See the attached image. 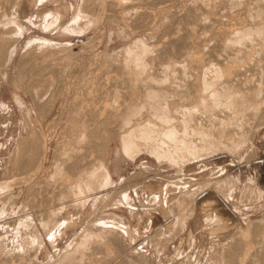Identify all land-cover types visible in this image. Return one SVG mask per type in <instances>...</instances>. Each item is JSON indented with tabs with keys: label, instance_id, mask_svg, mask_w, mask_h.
<instances>
[{
	"label": "rangeland",
	"instance_id": "374dc122",
	"mask_svg": "<svg viewBox=\"0 0 264 264\" xmlns=\"http://www.w3.org/2000/svg\"><path fill=\"white\" fill-rule=\"evenodd\" d=\"M3 1H1V3H0V9H3V11L0 10V12H4L3 14L0 13L1 14L0 15V17H1L0 23L2 22L0 24V27L1 28L3 26L4 27L2 28V30L0 28V30H1L0 36L1 37H2V35L6 36L8 33H2L3 29L6 30L7 26L11 27L12 33L9 32V34H8L9 37L8 36L7 37L10 40L7 42L10 43V41H12L13 43L11 45L12 47L10 46L12 49L9 47V49L12 50L11 51V50L7 49L8 48L7 46H9V45L6 46V44H8L5 41L6 37L2 38V39L0 37V42H1L0 47L1 46L3 47V45H5L4 48L6 49L5 50L4 48H2V50L4 49L6 51V53L4 51V53L6 55L4 53L1 54V50H0L1 57L3 58V56L5 55V58H3V60L5 62L3 61L4 62L3 63L1 61L4 65L2 64L3 66L0 67L1 68V70H0V188L2 187V189H3V190L0 189V191H1L0 192V197H1L0 198V264H56L57 259L61 254H64L65 252L71 251V250L75 251V248L78 245V243H82V245L85 246V250H88V252H90V253H92V251H90V249H93V253L91 254V256H93V258L95 260L94 263H97V264H105V263L106 264H118V263L122 264V262L125 258H126L125 260L131 259L130 256H132V257L140 256L139 257V264H207V263L210 264L211 254L213 252L216 253V251L218 250L217 251L218 252L217 257L220 258L221 251L223 250L222 249L223 244H225L228 240H230V238L236 237L238 235L237 234L238 231H239V234L242 233V235H243L244 234L243 232L245 231L244 229L246 227V224L249 221L251 224H256V221H258V224H256V225H259L258 227L260 228V230H264V124H262V123H264V121H263L264 120V111H262V110H264V103L261 104V101L264 102V95H263L264 83H261V82H264L263 81L264 79L262 80L263 76H260L262 74L261 72H263V70H264L263 69L264 66L262 67V65H264V64H262L261 61L260 62L257 61V60H260V59H258L260 54L255 51V49H256L255 46L252 49H250L249 52H251L250 55L251 56L253 55V58L256 60V62L250 61V59H252V57H250V59L248 60V61H250L248 63V67L250 68L249 64L252 62V64H250V65L254 66L253 67L254 71L252 68H251L252 70H249V68H248V70L250 72L252 71V76L247 74V76L244 77V78L248 77L247 80L251 79L253 84L251 83L252 86H250V84L249 85L248 84L242 85V89L245 90L244 94L247 95L249 93L248 95H249L250 99H249V97H246V95H244V96L242 95L244 98H242L240 95L237 96V98L239 97V99H238L239 101L244 99V101L247 103L248 106L254 107L255 111L253 113H255V116L252 113V119L255 118L256 120H258L261 117L260 112H263V113H261V114H263V117H261L258 120L259 124H257L258 122L255 119H253V122L256 123V128L253 131L254 134H252V136L249 137L250 139L247 138L245 140H242V138H240V136H239V139H236L233 141L235 143L239 142V145H237V147H235V149L229 148L231 146H228L227 148L225 147V149L224 148L223 149H217L216 151H213L212 153H204L197 158L182 160V162H183V163H181L182 165H178L175 161H171L169 158H167L163 155L156 156V155H153V154L147 152L145 150L146 142H143L141 140H139L140 142L138 141L139 146L133 145L135 140L130 141L128 146H126L125 148H124V146H120V144L118 143L119 137L127 130V128L125 129L123 127L122 128L119 127V128H117L118 132H116L114 134L113 139H111V141L109 142V145L107 146L106 163H107V166H109V167H108V171L106 172V175L103 174L102 170L100 169L99 171L95 172V174L92 175V177L90 179L86 180L88 182V184L91 186V190H88L85 192H81V191L70 192V186H72L77 181H81L83 178L80 177L76 172H74L72 170L71 173H67V175L71 176V179L67 180L65 178V176H66L65 173H64L65 174L64 175L62 171L60 172V171L54 170V169L60 170V169H58L60 167V163H59L60 161L57 157L60 158L61 157L60 154L62 153L61 151L63 150V152H64L66 150L65 144H67L68 140L71 138V136H70L71 133L75 134V135H73L74 137L76 136L75 138L81 137V139L79 138L80 141L77 139V141L79 143L84 142L83 140H85L84 138H82V136H80V134L81 135H83V134H82V128H81L80 123L77 124V118L82 115V109L81 108H83L85 105L84 104L85 103V97L88 96L87 93H89V92L91 93L92 92L91 90L94 88V86L96 87V90H98L97 88H99V87H100L99 90L100 89H108V88H106V86L108 85L107 83L103 84V85H99V84H101L102 82H104V83L107 82V77L109 80L108 83H110V79L113 82L114 79L112 77H114L113 75L115 73L119 74L118 72H120V74L121 73L125 74L131 68H133L132 69L133 71H136L137 64H135L134 58L137 56H135V54L137 53L136 55L139 56L144 48H146L147 51H144V53L142 55L147 54L146 58L148 59V61H150L152 59L151 62L152 63L154 62L156 64L159 63V64H157L158 66H164V65L169 64V63H172L174 65H181V66L184 63L185 65L183 64V66H187L186 67L187 70L186 69L184 70L183 75L179 76V79L178 78L174 79L176 81L174 83V86L176 85L177 88H181V89H179V90H181V91H179L180 93L178 92V94L176 96H175V93H172L171 96L169 95L167 97V99H166L167 102H166L165 98H164L165 102L163 101L164 102L163 104L167 103V105H165L166 106L165 107L166 115L164 117H167L168 120L169 119L172 120V118L174 119V121L179 120L181 113L176 112V111L180 110V107H181L180 105L183 104L182 106H184L186 104V100L184 103H183L184 100H181V99H183V96L185 95L184 94L185 93L184 85L188 84L187 82H189V83L193 82L191 85L195 84V82L193 80L194 70H193V68H191V66L194 65L198 69H199V67L201 69V68H204V64H205V63H202L203 59H204V62L206 59H210L212 62L215 59H217L218 61H215V63H218L221 60H222V63H227V62L231 61V63L232 62L235 63L234 69L240 67L238 65L239 62L237 60H234L235 56L233 55L234 54V52H232L233 50L232 49L228 50V49H229V46L231 48H233V46L236 45V43H233V42L231 43V41H233L234 39L237 40V38H238L237 36H240V32L244 31L245 27L247 26V21L249 18V13L247 12L248 11L247 9H249V7L251 6L252 8L250 7V9L253 10V6L251 5V2H248L250 0H248V1L245 0L246 2H248L247 5L249 6L248 8L246 7L247 9L246 8L244 9V6H242V5H244L243 2L241 5V2H237L234 0H229V1L228 0H222V1L220 0L221 3L219 0H188V1L187 0L186 1L185 0H166L163 2H160L161 0H159L160 3H158V0L157 1L156 0L155 1L146 0L145 2H144V0H129V1L128 0L127 1L126 0H120V1L115 0V2L113 1L114 3L112 4L113 5L112 7L114 8L115 11L109 5L112 0L111 1L110 0H107V1L106 0H100L101 3L99 0L98 1L94 0V2H93L94 7H92V9H91V11H92L91 14H90V11H89V13L88 12L84 13L82 11H79V10H82L81 8H83L82 2L84 1L83 2V4H84L86 2V0H80V1L79 0H20V1L19 0H11L12 4H11V1H9V4H11V5L6 3L7 0H3ZM147 1H149V2L152 1V2L149 3ZM223 1H225L224 2L225 5H222ZM231 1H233L232 5H231ZM242 1H244V0H242ZM80 2H81V4H80ZM102 2L105 4H103ZM108 2H109V4H108ZM116 2H118V3H116ZM121 2H122V4L123 3H125V4H123V6H121L122 5ZM135 2H137V3L135 4ZM198 2H201L199 4L202 7H200ZM217 2H219V6H220V7L218 6V8H216V6L218 5ZM236 2L238 3V5ZM5 3L8 5L9 9ZM145 3H146V5H145ZM152 3H153V5L155 3V6H153ZM227 3H228V5H227ZM235 3H236V5H235ZM4 4H5V6H3ZM115 4H118L120 7L118 8L117 5L115 6ZM150 4H151V7H150ZM196 4H197V6H196ZM180 5H181V7H180ZM193 5L195 6L196 9L201 8L200 11H199V9H197L198 12H205V10H207V9L212 11L211 14L213 15V17H212V15H211V17L208 16V14H206V13H204V15L201 14V17L199 20L200 21L202 20L201 21L202 25L198 24V26L200 25L203 28H204V26H203L204 24L206 25L205 28H207V25H211L212 28H214L215 30L209 28V26H208L209 29L208 28L207 29L209 31H210V29L212 30V32L210 31L211 32L210 36H209V32L207 31V29L204 28L207 31V32L206 31L204 32L203 31L204 29L202 28L203 29L202 30L203 32H202L199 29L200 26L199 27L196 26L197 25L196 20H198V19H196L195 21H191V24H190V20H193L194 18L192 15L188 14V12H187L188 10H186V9L187 8L189 9V7L193 6ZM226 5H227L228 9H226V7L224 8V6H226ZM239 5L242 6L243 8L239 7ZM247 5L245 3V6H247ZM78 6H79V8H78ZM124 6L125 7L129 6V7L127 9H125ZM130 6H131V8H130ZM212 6H214V7H212ZM221 6L223 7L222 12L219 10V9H221ZM233 6H235V7H233ZM71 7L74 9H72ZM179 7H180V10H179ZM237 7H239V8H237ZM93 8H94V10H93ZM105 8L106 9L112 8V9H110V11H109V10H106ZM134 8H135V10H134ZM213 8H216L217 10H219V14H221V15L217 17L216 14H218V13H216L217 11L214 12L216 9L213 10ZM231 8L233 9V11ZM235 8H237L238 10L236 9V11H234ZM5 9H8V11H10L8 15H6V13H8V11H6ZM71 9L74 12L70 13L71 11L70 12L68 11ZM103 10H105L106 12H104ZM184 10L186 13L184 12ZM226 10H227V12H225ZM122 11L125 13H122ZM126 11L128 13H126ZM144 11H145V13H144ZM147 11H151L150 14H152L153 17L150 14L146 13ZM113 12H115V13H113ZM13 13L16 15H14ZM138 13H142V14H138ZM177 13H179V14H177ZM181 13H183L184 16L186 15V18L184 16H182L183 14L180 15ZM123 14H125V15H123ZM169 14H170V17H169ZM246 14L248 15V18H246ZM5 15H6V18H5ZM106 15L109 16L110 18L111 17L114 18V20L112 18L110 19L109 17H106ZM113 15L115 17H113ZM116 15H120V16H116ZM141 15L142 16L144 15L143 16L144 18H146V16H147V19L149 16H151V18L149 17L148 20L152 19V21H151L152 24L150 21H149V25H147V24L144 25L142 23L145 27L142 25V28H141V26H140L141 23L138 24L140 20L141 21L143 20ZM226 15L228 18L226 17ZM136 16H138V17L140 16L139 18H141L138 21V23L136 22L138 24V26H140L141 29H137L135 27V26H137V24L135 25L134 21H137L136 19L138 18V17L136 18ZM203 16H204V18H203ZM207 16L210 17V19L211 18L212 19L208 20ZM47 17H48V19H47ZM88 17H89V19H88ZM116 17H119V18L116 19ZM134 17H135V20H134ZM175 17H176V20L181 18V21H180V19L178 21H176L177 25L175 23L174 24L175 28L173 29L172 27H174L173 23L175 21L172 22L173 26L171 27V20H173L172 18H175ZM253 17H255V16H253ZM216 18L218 20L220 19L219 20L220 24H219V22H218V24H216L217 23L216 21H218V20H216ZM25 19H27V20H25ZM71 19H75V20H73V22H71ZM106 19L109 22L106 21ZM147 19L146 20L144 19L143 22L148 23ZM186 19H187V21H185ZM8 20H9V22H8ZM43 20H45V21H43ZM212 20H216V21L214 22ZM223 20L225 22H223ZM188 21H189V23H188ZM200 21H198V23H200ZM206 21H208V22H206ZM209 21H212V23ZM130 22H131L130 25L132 27L129 26ZM167 22H168V25H167ZM179 22H181V23L185 22V23L189 24V25H187L185 23L183 24V26H187L188 28L184 27L185 29H183V27H182V29H180L179 28L180 26L178 27V25H181V23L179 24ZM202 22H204V24ZM221 22L224 23L225 25L222 24ZM242 22H243V24H242ZM50 23L52 25H50ZM77 23L79 25H77ZM132 23L135 26H133ZM207 23H211V24H207ZM165 24L167 26H165ZM213 24L214 25L216 24L217 26L213 27ZM81 25H82V27H81ZM162 25H164L163 30H162ZM13 26H15V27L17 26V27L15 28ZM70 26H73V32L71 31L72 29H70ZM195 26L199 30L195 29ZM18 27H20L21 31H19V33L21 35H19V33L17 32L19 29ZM46 27L49 28V29H47V31H46ZM165 27H170L169 29H173V30H175V32H172V35H168V34H171V32H170V30H167V28H165ZM222 28L223 29L225 28V29L223 30ZM238 28H239L240 32L238 31ZM176 29H178L177 30L178 32L176 31ZM186 29H187V32L193 31V29H194L195 33H196L195 34L194 32H192L195 34L194 36L195 37L199 36V37H201V39H199L197 37L196 38L197 40H196L194 36H192V35L190 36L191 32L187 33L189 35V37L193 38V40H194L193 41L191 38L187 37ZM190 29H192V30H190ZM61 30H63V34H60L59 31H61ZM67 30L70 32H68ZM164 30H167L170 33H168L167 31H164ZM179 30L183 31V32H181V33H183L182 35L186 36L187 39H186V37H182V35L179 33ZM100 31H101V34H100ZM198 31L200 33L202 32L201 33L202 35L200 33H198ZM222 31L224 34L222 33ZM234 31H236V32L234 33ZM16 32H17V35H16ZM161 32L168 33L167 34L168 35L167 40L169 41V39H170V42H169L170 44L168 45V47L170 45H172L174 47V49L168 50V51H174V52L176 51V53H174V55L176 54L178 57L176 55H175L176 57H173V54H171L172 52H169V55L168 54H167V56L165 55L166 59L164 58L165 51L163 53V51L161 49L163 46H161V45L167 44V40L165 41V39L167 38L166 37L167 35H165L166 34L165 33V34H163L164 35V37H163ZM72 33H75V34L72 35ZM120 33H121V35H120ZM159 33H161V34H159ZM233 33H234V35H232ZM184 34H186V35H184ZM235 34H237V35H235ZM145 35H147V36H145ZM156 35L157 36L159 35L158 37H160V38L156 37ZM176 35H177V37L179 35H181L180 36L181 40H179V38L176 39L177 38V37H175ZM205 35H207L206 39L204 38ZM222 35H225V36H222ZM231 35L234 37H232ZM140 36H142V37H140ZM16 37H18V41H15V40H17ZM31 37H32V40H34V39L35 40L31 41ZM169 37H172V39ZM173 37H175V38H173ZM181 37L183 38V42H185V43L182 42ZM247 37H249L248 34L246 35V38ZM12 38H14V39L12 40ZM39 38H41V39H39ZM89 38H90V40H89ZM100 38H102V39H100ZM156 38H158V40L162 41L163 43L164 42H166V43L163 44L161 42L162 43L161 44L160 41L157 42ZM42 39H43L44 43L41 41ZM44 39L46 41H44ZM97 39H100V41ZM184 39L187 40V42L191 40L192 44L189 42L187 43ZM81 40H83V41H81ZM136 40H137V42H136ZM210 40H212V41L210 42ZM236 40H234V41H236ZM246 40H245V42H246ZM90 41H92L91 42L92 44L90 43ZM97 41H99V42L97 43ZM150 41H152L153 43L152 42L150 43ZM171 41H173V42L177 41L178 43L172 42L173 44H171ZM180 41L183 43V45L182 44L180 45L182 48L180 46H176L180 43ZM218 41H219V44H218ZM28 42H31V43H28ZM48 42H50V43H48ZM93 42L95 44H93ZM3 43H5V44H3ZM89 43L91 44V46L92 45L93 46L91 47ZM140 43H142L145 46L146 45H148V46L143 47L142 45H140ZM159 43L161 44L160 45L161 47L159 45H157ZM214 43L216 46L219 45L220 47L222 44V47L221 48L217 47V48H219V50H218L215 48L216 46L215 47L213 46ZM227 43H229V44H227ZM225 44H226V46H225ZM33 45H36V46H33ZM39 45H40V47H39ZM41 45H44L45 47H43ZM210 45L212 48L210 47ZM59 46L61 48H65V49H63V51L64 50L68 51V52L66 51L67 54L63 53V55H65V56L67 55V57L62 56L61 48H57ZM184 46H186V47H184ZM187 46H189V48ZM201 46H203L204 48L208 47L207 49L210 52L205 54V55H207V58L205 55L203 56V52L205 53V50L207 51V49H204ZM93 47H94V49H93ZM149 47H151V48H149ZM175 47H176V49H175ZM177 47H180V48L177 49ZM213 47L215 49H213ZM225 47L228 49H226ZM30 48H31V50H30L31 53L33 52L34 56H32L30 51H27ZM56 48L58 50L60 49V51H57ZM124 48H128V50L127 49L125 50ZM133 48H135V50ZM140 48H142V49H140ZM153 48L154 49L157 48V50L159 48L160 52L156 50L157 54H155L156 52L154 51ZM167 48L165 49V47H164L163 50H167ZM209 48H211L212 50ZM223 48L225 51H227L226 52L227 54L229 51H231L230 54L231 53L232 54L229 55L230 57L228 55H224L225 56L224 57L223 54H221L222 51L225 54V51L223 50ZM235 48H236V46H235ZM129 49H131L130 52L136 51L135 54L132 52V56L134 58L128 54L129 52L128 53L124 52V51H129ZM148 49H151V51ZM52 50H55V51H52ZM215 50L217 52H219L221 54V56L224 58L220 57L219 53H216V55H215L214 54ZM38 51L39 52L41 51V52L39 53ZM43 51H47V52L45 53ZM178 51H181V52L179 53ZM211 51H213L214 53ZM234 51H235V49H234ZM9 52H11V53L9 54ZM25 52H27V53L29 52L31 54L30 56L32 57V59L35 58L36 60H32L31 57L28 55L29 53L26 55L27 57H25ZM177 52H178V54H177ZM182 52H184L185 54ZM249 52H248V56H250ZM255 52H256V55L258 54V56L255 55ZM42 53L44 54V56ZM54 53H55V55H54ZM102 53L107 54V56L104 54V57H103ZM181 53H182V55H180ZM191 53H194V56ZM200 53H201V56H200ZM36 54L38 55V57L36 56ZM52 54H53V56H52ZM208 54L209 55L211 54L212 56L211 55L208 56ZM11 55H12V57H10L8 59V57ZM40 55L43 57H41V59L38 60ZM59 55H60V57H59ZM128 55H129V57H131L130 59L128 58L129 63L127 61H124V60H128L127 58H124L126 56L128 57ZM28 56L30 57L29 60H27ZM198 56L201 58H199ZM254 56H256L258 58L254 57ZM46 57H47V59H46ZM56 57L57 58L59 57L58 60H54ZM61 57L65 58L64 63L62 60H61V63L57 62V61H60ZM149 57L151 59H149ZM192 57H193V59H192ZM2 58H0V60ZM99 58L101 61L99 60ZM101 58H103V60ZM157 58H158V60H157ZM167 58H168V60H167ZM194 58L198 59V60H195V62H194ZM219 58L220 59L222 58V59L220 60ZM104 59H106V61ZM107 59L109 61H107ZM154 59H156V60L154 61ZM169 59H172L173 62ZM254 59H252V60H254ZM263 59H264V56H263L262 60ZM94 60H95V62H94ZM98 60H99V62H98ZM110 60H111V62H110ZM122 60L124 61V63ZM200 60H202V61H200ZM169 61H171V62H169ZM211 61H208V63L209 62L212 63ZM48 62L49 63L51 62V64L54 67L50 68L51 64L49 65ZM91 62H93V63H91ZM151 62H148V64H150ZM254 62H255V64H253ZM19 63H21V66H22V63H23V65L25 63H29V65H31L32 67L34 66L33 67L34 70L32 69L31 66L29 68L28 64H26V66H27V68H29V70H27V69H26L27 71L22 70L23 66L19 67ZM62 63L63 64L66 63V64L63 65ZM117 63H118V66H117ZM119 63H120V65H119ZM125 63H126V65H125ZM259 63H261V64L259 65ZM263 63H264V61H263ZM37 64H39V65L37 66ZM57 64H59V65H57ZM99 64H100V66H97ZM127 64H128V66H129V64H134V65H130L131 68L129 69V68H127L128 67ZM197 64L199 67L197 66ZM199 64H202L203 66L202 65L200 66ZM45 65L48 67V69ZM62 65L64 66V68L61 67V69H59V67ZM106 65H108L107 66L108 68L107 67L103 68V66H106ZM26 66L24 65V68H26ZM121 66H123V67L126 66L125 70L127 72L125 70H124L125 72H122L123 70L120 71L119 69H122ZM55 67L57 68V71L59 74H62L60 72H61L62 68L64 69L63 70L64 75L63 74L60 75L61 79L58 77L59 75L56 73L57 71L54 72V70L56 69ZM115 67H116V69H115ZM117 67H119V68H117ZM242 67L243 66H241L240 68H242ZM257 67H258V69L256 72L255 68H257ZM2 68H4V70H2ZM20 68H22L20 70V72L22 71V73H23V71H24V75L22 73H21V77L19 75H17V78H18L17 80L19 81V83L21 85L18 87L17 85L19 83H17L18 82L17 80L15 83L14 79H16V77L14 75L19 74V72L17 73V71ZM38 68H39V70H42V72L44 73L43 75H42L41 71L37 70ZM65 68L66 69L71 68V69H69L71 72L69 70H66ZM102 68L105 70V72H106L105 74H104V72H102V70H103ZM111 68H112V70H110ZM30 69H32L31 72H30ZM43 69H46L47 72L43 71ZM52 69H53V71H52ZM106 69H109V70L107 71ZM5 70L8 72L6 78L2 74L4 72H6ZM65 70L67 72H65ZM89 70H91V71H89ZM189 70H190L191 74L189 73ZM25 71H26V73H25ZM34 71L35 72L37 71L36 72L37 75H35L36 73ZM68 71L70 72L69 73L70 75L68 74L69 76L66 75V73H68ZM92 71H94V72H92ZM191 71H193V72H191ZM45 72L47 73V76H45V74H46ZM53 72H54V75H53ZM90 72H92V74ZM202 72H203V70L201 69V74H202ZM250 72H247V73H250ZM253 72H255L256 74L258 73V77H259V81L256 80L257 82H255V84L257 83L256 87L254 85L253 80L255 81V79H258V77L253 76V75H255V74H253ZM32 73L35 76L32 75ZM38 73L40 74V77H39ZM85 73L86 74L88 73V75H86L87 76L86 79L84 78ZM244 73H246V72H244ZM49 74L55 76V78L56 77L58 78V79L54 78V80H56L58 82L57 84H56V82H54L53 77ZM55 74H57V75H55ZM108 74H110V76ZM117 74H115V77L118 76ZM124 74H122V75H124ZM201 74L199 75V78H198L199 81L198 82H200V80H201L200 79L201 78L200 76H202ZM90 75L92 76V78H90L91 80L88 78V77H90ZM104 75L107 77H105ZM111 75H112V77H111ZM122 75H120L118 77H121ZM242 75H244V74H242ZM102 76H103V78H106V79H104V81H101ZM124 76H126V74ZM124 76H122V77H124ZM41 77H43V78L41 79ZM189 77L191 79H189ZM253 77H255V78H253ZM260 77H261V80H260ZM19 78L20 79L22 78V79L19 80ZM99 78H101V80ZM240 78H242V76ZM43 79H44V81H42ZM87 79H88L87 83L89 84L90 88L88 87V84L86 82H84ZM97 79L99 80L98 82L96 81ZM33 80H36V81L38 80L39 82L36 83L34 81L35 82L34 83ZM59 80L62 81V82L60 81L62 84L59 83ZM190 80H191V82H190ZM241 80L243 81V78ZM47 81H48V83H47ZM95 81L97 82L96 83L97 85L95 83H93ZM245 81H246V79H245ZM30 83H31V85H30ZM247 83H249V82H247ZM28 84L31 86V88H29L30 86L28 87ZM71 84H72V86H71ZM81 84H83V85H81ZM90 84H93V85H90ZM58 85H59V87H61V88H57L59 92L57 91V89H55V86H58ZM84 85H86L85 86L86 88L88 87L87 92H86V88L83 87ZM109 85L111 86V83ZM247 85H248V87L250 86L252 88H250V87H249V89H247L248 87L245 88V86H247ZM258 85L260 87H262V86L263 87L260 88ZM52 86H53V88H52ZM253 87H254V89H253ZM258 87L261 90L255 91V89ZM51 88L53 90L52 92H54L56 90L57 96L55 95V93L52 95ZM80 88H82V89H80ZM84 89H85L86 93L81 94L82 91L84 92ZM88 89H89V92H88ZM96 90H94L93 92H95ZM73 91H75V92L72 94ZM98 91H96V92H98ZM260 91H262V94L260 93ZM77 92L79 94H77ZM93 92L91 94H93ZM14 93L16 94L15 98L13 97ZM69 94H70V97H69ZM108 94H110V96L107 95L109 97H107L104 94L107 97V99L112 98V100H113V98L114 99L116 98L115 95H112L111 93H108ZM258 94L263 96L261 101H260L261 98H259L260 96ZM50 95L53 96L52 97L53 99L51 100V102L49 104L51 106H48V109H47L48 111L46 110L47 112L45 111V114H43V113L40 114V112H37L38 105H40L42 102H44L46 100V97L47 96L49 97ZM82 95H85V97ZM105 96H103L102 98L100 97V99H99L100 102H102V100H103V102L107 100L105 98ZM111 96H115V97H111ZM173 96H175V98ZM177 96H179V98ZM180 96H181V99H180ZM119 97H122V96L119 95ZM170 97H173V98L168 99ZM240 97H241V99H240ZM74 98L76 100L78 98L84 99V101L80 100L82 102H80L79 100L77 101V102H80V103H78L79 109L77 106L78 104H76L75 106L72 107V105L76 101ZM103 98H105L106 100H104ZM255 98H257L259 102H257V99H255ZM33 99H36V101H37L36 105L37 106L35 105V103L33 104L32 101L35 102V100H33ZM116 99H121V98H116ZM252 99L255 100L256 103H255V101L252 102ZM248 100H251V101L249 102ZM109 101H111V100L109 99L108 102ZM138 101H140V100L138 99ZM77 102H75V103H77ZM103 102H102V105H104V106L108 107V105H110V104H108V102H106L107 104H104L105 102L104 103ZM111 102H113V101H111ZM12 103H13V105H12ZM17 103H19V104H17ZM21 103L23 104V106L21 105ZM137 103L138 102L136 101V104ZM150 103L152 104L151 101H148V100L146 101V99H144L143 101H140L139 104L144 105V106L140 105V109L141 108L143 109V107H145L147 105L148 107H145V108L150 110V107H152V105H150ZM30 104H31V106H30ZM70 104H71V106H70ZM33 105H34V107H33ZM174 105L176 106V109L174 108L175 107ZM24 106H25V108H24ZM70 107H72V108H70ZM73 108H74V110H72L70 112V110ZM147 109L142 110L144 117L142 116L143 114H139V111H138V114L140 116H142V118H140L139 115L136 116L137 115L136 114L134 116V118L132 119V121L135 122V124L136 123L138 124L141 121H142L141 123H143V122L148 121L147 119H149L150 120L149 122L153 123L155 118L154 117L151 118L152 116L151 115L149 116V114H147L149 117L148 118L147 115L145 114L146 112L151 113L152 110L147 111ZM172 109H173V111H172ZM257 109L259 111L258 113L256 112ZM20 110L22 111V113L24 112V114H22ZM26 110L30 113H28ZM252 111L253 110H251V112ZM67 113H69L68 114L69 117L73 116V118L72 117H71V119L68 118ZM28 115L30 118L28 117ZM23 116L26 119H24ZM59 117H60V120H59ZM143 118L146 119V121H144ZM136 119H139V121ZM57 120H58V123L56 122ZM63 120H65V121L63 122ZM156 120L157 119H155V122H157ZM164 120H163V122H164ZM168 120H165V121L167 122ZM55 122L57 124H55ZM260 122H261V125H260ZM66 123H67L68 127L65 126ZM27 124L30 126L31 129L29 128V126ZM40 125H41V127H40ZM259 125H260V127H259ZM31 126H33V127H31ZM64 126H65V128H64ZM66 127H67V129H66ZM32 128H34V129L37 128L35 132L40 133V135L44 137L46 144H47V150L45 153L43 169L38 171L36 174H34L32 176V178L31 177L29 178L28 172L24 171V169L20 168V164H18L20 162H18V163L16 162L19 157L17 158V153L15 154V151L13 149L16 150L17 146H15V145H18L21 138H23L25 135L27 137H29ZM68 128L72 130L70 133L66 132L68 130ZM63 129H64V131H63ZM62 131H63V133H62ZM49 132H51V133H50V135L47 136V134H49ZM54 133H55V135H54ZM52 134H53V137H52ZM20 135L21 136L23 135V136L21 137ZM62 147H64V148L62 149ZM252 147H253V149H252ZM58 148H59V150H61L60 153H58L59 151H57ZM249 148L251 151V155L253 153V156L251 157V155L249 153V157H247L248 156L247 155V156H245V158L246 157L247 158L251 157V158L245 160L244 155L248 154L247 152H249ZM13 152H14V156L12 155ZM53 153H54V155H53ZM235 156H236V158H235L236 160H233L234 159L233 157H235ZM11 157L12 158L14 157V158L12 159ZM9 158H11V159H9ZM11 160L13 162H11ZM6 161H9L11 164L10 163L8 164V162L5 163ZM173 162H175V163H173ZM8 165H9V167H8ZM6 167H8V169ZM56 167H58V168H56ZM178 168H180L181 170ZM20 169H21V172H19ZM22 170L24 171L25 174L22 172ZM54 171L56 172L55 175L53 174V173H55ZM178 171H180L181 174ZM58 172H59V174H58ZM60 173H62L63 176ZM213 173H214V175H213ZM248 177L251 178L252 182L255 185L258 186V184H259V188H261L262 192H263V193L261 192L262 194L260 193L261 195L259 193H256V191L253 188L254 186L247 185L246 181H247ZM189 178H191V179H189ZM161 179H162V181H161ZM219 181H220V184L218 186H216V182H219ZM232 182L234 183L232 185V187L233 186L234 187H233V189H231L232 191H230V186H231ZM136 183H140V184H136ZM149 183H150V185H149ZM171 183L174 186H176L177 188L176 187H175L176 189L173 188L174 186H172ZM185 183H186V185H185ZM205 183H207L208 185ZM212 183H214V184H212ZM7 184H9V185L6 186L4 189V186ZM209 184H210V186H209ZM202 185H203V187H202ZM240 186L243 188V191L241 190L242 188ZM168 187H170V188H168ZM166 188H168V191ZM171 188H173L174 190ZM247 188H249L251 190L250 191L251 193L247 191V193L248 194L250 193V195H247V193H245ZM169 189H170V191H169ZM191 191H194L195 193L191 194V196H190L191 198L188 200H190L189 202H192V205L194 206V210L191 213L192 215L191 214L190 215L188 214V216L186 215V217L188 219H186L184 225H180V227L176 225V227H178L180 229L179 230L178 228L175 227L174 221L176 220V216L179 215V213L182 214L183 212L182 211L179 212L178 210H176L177 208H174L176 210V213H174L175 212V210L173 209L174 204H172L171 202H172V199L178 198L179 195L181 196V194H187V193L189 194ZM241 191H242V193H241ZM252 192H254V194ZM230 195H233V197L230 198ZM243 195H245L248 198L244 199L245 197ZM170 196L171 197L173 196V197L171 198ZM151 197L152 198L154 197V198L151 199ZM164 198L166 201L163 200ZM204 198H213L216 202V204H215L216 208H218L219 212L222 215L229 218L230 223H231L228 226V228H226L225 230L218 231V233L213 237L211 236L208 227L204 223L205 217L202 216L204 213H202L203 211H202L201 204H202V200ZM239 198H241V199H239ZM159 199H160V201H158ZM167 199H169V200H167ZM237 200L240 203H238ZM242 200L244 202H242ZM168 202L170 203V205L172 204L171 205L172 207L167 205V204H169ZM186 207H187V205H185L181 209H186ZM181 209H179V210H181ZM130 214H131V216H130ZM166 215H168V216H166ZM27 216H30V217L32 216L33 219L29 220V219H27ZM167 220H169V221L167 222ZM183 228H186V229H183ZM172 229L177 230V231L179 230L180 232L178 231L179 233L178 232L175 233V231ZM190 230L193 232V242L189 238L188 233ZM233 232L235 235L236 234L237 235L236 236L234 234L232 235ZM250 233H252V232H250ZM171 234H172V236L174 234L173 238L171 237ZM87 235H89V236L87 237ZM247 237H244V238H246L248 240V242L249 241L253 242V240H251L252 236L249 233H248ZM43 239L47 243L49 242V239H51V244L48 243V245H49V252L51 251L52 253H50L49 256L46 255V253H48V249H47V251H45L43 244L40 245V242H42ZM160 240H163V241H160ZM242 241H244V240L242 239ZM162 242H163V245H165L164 247L162 245ZM189 244H191V245H189ZM212 244H213V246H212ZM253 245L256 246L255 243ZM159 246H160V248H159ZM251 246H252V243H251ZM80 249L81 248H79V249L76 248V252H78ZM179 250H180L181 255L178 254ZM186 252H189V254ZM192 253H194V255ZM87 255H89V259H91V262H92L93 260H92V257L90 256V254H87ZM87 255L85 254V256H87ZM191 256H192V260L190 261ZM85 258L87 259L86 261L84 260ZM85 258L83 259V261H85L87 263L89 260L88 256ZM91 262H89V263L91 264ZM92 264H93V262H92Z\"/></svg>",
	"mask_w": 264,
	"mask_h": 264
},
{
	"label": "bare ground",
	"instance_id": "6f19581e",
	"mask_svg": "<svg viewBox=\"0 0 264 264\" xmlns=\"http://www.w3.org/2000/svg\"><path fill=\"white\" fill-rule=\"evenodd\" d=\"M1 1H3V0H0V3H1ZM8 1V2H7ZM6 1V3H8L9 4V1H11V0H7ZM20 1V0H19ZM80 1V0H79ZM98 1V0H97ZM100 1V0H99ZM107 1V0H106ZM111 1V0H110ZM115 2V0H112L111 2H110V4H109V2H108V4L110 5V7H112L113 5V3ZM117 1V0H116ZM120 1V0H119ZM127 1V0H126ZM129 1V0H128ZM146 0H144V2H145ZM153 1H155V0H153ZM157 1V0H156ZM163 1H166V0H161L160 2H163ZM186 1V0H185ZM188 1V0H187ZM220 1V0H219ZM222 1V0H221ZM221 1H220V3H221ZM229 1V0H228ZM234 1H237V2H241V5H242V2L244 3V5H242V6H244V9L247 7H249L248 5H247V3L248 2H251V5L253 6V10H251L250 9V7H249V9H247L246 11L249 13V18H248V13L246 14V18H248V21H247V26L245 27V29H244V31H239V28H238V31L240 32V36H237L236 38H237V40L236 39H234V40H236V41H231V43L233 42V43H236V45H234L233 46V48H231L229 45V49L228 48H226V49H228V50H230V49H232L233 51L232 52H234V60H237L238 62H239V66L241 67V66H243L242 68H240V67H238V68H235L234 69V65H235V63H231V61H229V62H227V63H222V58H224L225 56L224 55H231L230 54V52L231 51H229L228 52V54L226 53L227 51H225L224 50V48H223V50L225 51V54H224V52L222 53L221 52V54H223V56L224 57H222L221 56V54L219 53V52H217L216 50L213 52V51H211V52H213L215 55H216V53H219L220 54V57H222L220 60L221 61H219L218 63H215V61H218L217 59H213L214 61L212 62L210 59H206L205 60V62H204V59H203V61L202 60H200V61H202V63H205L204 64V68H201L202 70H203V72H202V74H201V69H200V67L198 66V64H197V66L199 67V69L196 67V66H191V68H193V70H194V74H193V80H194V82H195V84L194 85H191L192 83H189V82H187L188 84H186V85H184V91H185V95L183 96V99H181V96H180V99L181 100H184L183 101V103L185 102V100H186V104L184 105V106H182V105H180L181 107H180V110H177L176 112H180L181 113V116H180V119L179 120H175L174 121V119L172 118V120H168L167 119V117H164L165 115H166V110H165V105H167V103H165V104H163L164 102H165V100L167 99V97L170 95H172V93H175V96L178 94V92L179 91H181V90H179V89H181V88H177L176 87V85L174 86V83L176 82L174 79L175 78H178L179 79V76H182L183 75V73H184V70L186 69V67L187 66H183V64H182V66L181 65H174V64H172V63H169V62H173V60L172 59H169V60H171V61H169L168 63L169 64H166V65H164V66H158L157 64H159V63H152L151 62V58L149 57V59H151L150 61H148V59L146 58L147 57V54H145V55H142L143 53H144V51H147V49L146 48H144L143 49V51L141 52V54L138 56V55H136L137 53H136V51L135 52H133L134 54H135V56H137V57H133L132 56V52H130V50L131 49H129V51H124V52H129L128 54L129 55H131L134 59H135V64H137V66H136V71H133L132 69L133 68H131L130 67V65H134V64H129V66H128V64H127V68H131L130 70H128V72L125 70L126 69V66L125 67H123V66H121V68L122 69H119L120 71L121 70H123L122 72H127V73H125L126 74V76H124L125 74L124 73H121L120 74V72H118L120 75H122V74H124V75H122V76H124V77H118V76H120L119 74H117V73H115V74H117L118 76H116L115 77V74L113 75L114 77H112V75H111V77L114 79L113 80V82L111 81V79H110V83H111V86L109 85L110 83H108V77L107 76H105V77H107V82H102L101 84H99V85H103V84H108L107 86H106V88H108V89H100L99 90V88H97L98 90H96V87L94 86V90H96V91H98V92H93L94 90L92 89L91 91L93 92V94H91L90 92H89V89H88V92L91 94H89V93H87L88 94V96H86L85 97V95H82V96H84L85 97V105H84V107L83 108H81L82 109V115L81 116H79L78 118H77V124L78 123H80V125H81V128H82V134L83 135H81L80 134V136H82V138H84L85 140H83L84 142H78L77 141V139L79 140V138L81 139V137H78V138H75L73 135H75V134H73V133H71L70 134V136H71V138L68 140V142H67V144H65V148H66V150L63 152V150L61 151V150H59V148H58V150L57 151H59L58 153H60V151L62 152L60 155H61V157L59 158V157H57L58 159H59V163H60V167L58 168V167H56V168H58V169H60V170H56V169H54L55 171H62L63 172V174L65 173L66 174V176H65V178L68 180V179H71V176H69V175H67V173H71L72 172V170L74 171V172H76L80 177H82L83 179L81 180V181H77V182H75L72 186H70V192H73V191H75V192H79V191H81V192H85V191H88V190H91V186L88 184V182L86 181V180H88V179H90L91 177H92V175H94L95 174V172H97V171H99L100 169L102 170V173L103 174H105L106 175V172L108 171V167L109 166H107V163H106V155H107V146L109 145V142L111 141V139H113V136H114V134L116 133V132H118V129L117 128H127V130L119 137V144H120V146H124V148L126 147V146H128V144L130 143V141H132V140H135V142L133 143V145H136V146H139V140H141V141H143V142H146V146H145V150L147 151V152H149V153H151V154H153V155H156V156H159V155H163V156H165V157H167V158H169L171 161H175L178 165H182L181 163H183L182 162V160H187V159H191V158H197V157H199V156H201L202 154H204V153H212L213 151H216L217 149H225V147L227 148L228 146H231V147H229V148H234L235 149V147H237V145H239V142L237 143H235V142H233L234 140H236V139H239V136H240V138H242V140H245V139H247V138H249V137H251L252 136V134H254L253 133V131L255 130V128H256V123L255 122H253V119H255V118H253L252 119V113L255 111V109H254V107H250V106H248L247 105V103L244 101V99H242V100H238L239 99V97L237 98V96H241L242 98H244L243 96L244 95H246V94H244V92H245V90H243L242 89V85L244 84H250V86H252L251 85V83H252V80L250 79V80H247V78H244L245 76H247V74H249V75H251L252 76V71L250 72L249 70H252L253 69V67L254 66H251L250 64H252V62L249 64V66H250V68L248 67V63L250 62V61H255L256 62V60L253 58V55L251 56L250 55V53L251 52H249L250 51V49H252L254 46L256 47V49H255V51L256 52H258L259 54H260V56H259V58L258 57H256V56H258V54L256 55V52H255V55L256 56H254V57H256V58H258V59H260V60H257V61H261V63L262 64H264L263 63V61H264V59L262 60V58H263V56H264V0H250V1H248V2H246L245 0V2L244 1H242V0H234ZM4 2V1H3ZM32 2V1H31ZM84 2V1H83ZM83 2H82V7L83 8H81L82 10H79V11H82V12H84V13H89V11H90V14H91V9H92V7H94L93 5V2H94V0H86V2L83 4ZM143 2V1H142ZM147 2H149V1H147ZM150 2H152V1H150ZM149 2V3H150ZM159 2V0H158V3H160ZM179 2V1H178ZM211 2V1H210ZM225 1H223V4L222 5H225V3H224ZM236 2V3H237ZM5 3V4H6ZM100 3H101V1H100ZM103 3V2H102ZM116 3H118V2H116ZM127 3V2H126ZM132 3V2H131ZM130 3V4H131ZM137 2H135V4H136ZM199 3H201V2H198V4ZM218 3V5L216 6V8H218V6H219V2H217ZM232 3H233V1H231V5H232ZM236 3H235V5H236ZM245 3H246V5L247 6H245ZM5 4L3 5V6H5ZM11 4H12V1H11ZM11 4H9V5H11ZM80 4H81V2H80ZM103 4H105V3H103ZM121 4H122V2H121ZM123 4H125V3H123ZM123 4L121 5V6H123ZM129 4V5H130ZM134 4V3H133ZM141 4V3H140ZM190 4V3H189ZM188 4V5H189ZM214 4V3H213ZM240 4V3H239ZM250 4V3H249ZM2 5V4H1ZM7 5V4H6ZM16 5V4H15ZM14 5V6H15ZM108 5V6H109ZM118 6V8L120 7L118 4H115V6ZM145 5H146V3H145ZM152 5H153V3H152ZM157 5V4H156ZM175 5V4H174ZM173 5V6H174ZM200 5V4H199ZM216 5V4H215ZM227 5H228V3H227ZM227 5L226 6H224V8L226 7V9H228L227 8ZM237 5H238V3H237ZM80 6V5H79ZM79 6H78V8H79ZM101 6V5H100ZM126 6V5H125ZM124 6V8L125 9H127L129 6H127V7H125ZM153 6H155V3H154V5ZM183 6V5H182ZM185 6V5H184ZM187 6V5H186ZM196 6H197V4H196ZM230 6V5H229ZM242 6H240L239 5V7H242ZM2 7V6H1ZM7 7H8V5H7ZM73 7V6H72ZM71 7V8H72ZM103 7V6H102ZM150 7H151V4H150ZM180 7H181V5H180ZM180 7H179V10H180ZM188 7V6H187ZM200 7H202L201 5H200ZM204 7V6H203ZM212 7H214V6H212ZM220 7V6H219ZM233 7H235V6H233ZM239 7H237V8H239ZM31 8V7H30ZM113 8V7H112ZM112 8H110V9H112ZM117 8V7H116ZM115 8V9H116ZM117 8V9H118ZM130 8H131V6H130ZM216 8H213V10L214 9H216ZM222 6H221V9H219L221 12L223 11L222 10ZM237 8H235V10L234 11H236V9ZM243 8V7H242ZM241 8V9H242ZM252 8V7H251ZM8 9H9V7H8ZM8 9H5L6 11H8ZM72 9H74V8H72ZM68 10L70 13H72V12H74L73 10ZM103 9V8H102ZM106 9V8H105ZM110 9H106V10H109L110 11ZM116 9V10H117ZM197 9H199V8H197ZM196 8H195V6L193 5V6H190L189 7V9L187 8L186 10H188L187 12H188V14H190V15H192L193 16V20H190V24H191V21H195L196 19H198V20H196L197 21V25L196 26H198V24H201V21L199 20L200 19V17H201V14H203L204 15V13H206V14H208V16H210L211 17V13H212V11L211 10H208L207 8V10H205V12H198V10H197ZM201 9V8H200ZM200 9H199V11H200ZM203 9V8H202ZM232 9V8H231ZM230 9V10H231ZM1 11H3V9H0ZM93 10H94V8H93ZM113 10H114V8H113ZM134 10H135V8H134ZM219 10H215L214 12H216V13H218V14H216L217 15V17L218 16H220L221 14H219ZM225 10V9H224ZM238 10V9H237ZM240 10V9H239ZM100 11V10H99ZM104 12H106L105 10H103ZM102 11V12H103ZM115 11V10H114ZM131 11V10H130ZM203 11V10H202ZM229 11V10H228ZM232 11H233V9H232ZM231 11V12H232ZM9 12L10 11H8V13H6V15H8L9 14ZM112 12V11H111ZM119 12V11H118ZM138 12V11H137ZM141 12V11H140ZM150 12L151 11H147L146 13H148V14H150ZM153 12V11H152ZM177 12V11H176ZM184 12H185V10H184ZM220 12V13H221ZM225 12H227V10L225 11ZM224 12V13H225ZM1 14H3L4 12H0ZM113 13H115V12H113ZM122 13H125V12H123L122 11ZM126 13H128L127 11H126ZM144 13H145V11H144ZM186 13V12H185ZM0 14V15H1ZM14 14V13H13ZM12 14V15H13ZM101 14V13H100ZM108 14V13H107ZM138 14H142V13H138ZM137 14V15H138ZM154 14V13H153ZM177 14H179V13H177ZM183 13H181L180 15H182ZM251 14V15H250ZM6 15H5V18H6ZM14 15H16V14H14ZM48 15V14H47ZM123 15H125V14H123ZM146 15V14H145ZM151 16H152V14H150ZM175 15V14H174ZM200 15V16H199ZM215 15V16H216ZM223 15V14H222ZM241 15V14H240ZM76 16V15H75ZM86 16V15H85ZM116 16H120V15H116ZM144 16V15H143ZM142 15H141V17L143 18V20L141 21L140 19L141 18H139L138 16H136V20L137 21H134L135 22V25L138 23V21H139V23L138 24H140V26H141V28H142V25L144 24H147V25H149V21L151 22L152 21V19L151 20H148L149 19V17L151 18V16H149L148 17V19H147V16H146V18H144ZM182 16H184V14L182 15ZM181 16V17H182ZM191 16V17H192ZM207 16V17H208ZM245 16V15H244ZM253 16H255V17H253ZM11 17V16H10ZM13 17V16H12ZM70 17V16H69ZM84 17V16H83ZM100 17V16H99ZM106 17H109V16H107L106 15ZM113 17H115L114 15H113ZM153 17V16H152ZM155 17V16H154ZM168 17V16H167ZM169 17H170V14H169ZM185 18H186V15L184 16ZM210 17H208L207 19L209 20L210 19ZM212 17H213V15H212ZM226 17H227V15H226ZM1 18V17H0ZM14 18V17H13ZM45 18V17H44ZM54 18V17H53ZM52 18V19H53ZM110 18V17H109ZM112 18V17H111ZM110 18V19H111ZM117 18H119V17H116V19ZM203 18H204V16H203ZM202 18V19H203ZM220 18V17H219ZM228 18V17H227ZM31 19V18H30ZM43 19V18H42ZM47 19H48V17H47ZM51 19V18H50ZM69 19V18H68ZM67 19V20H68ZM88 19H89V17H88ZM113 20H114V18H112ZM144 19L146 20H148L147 22L148 23H144L143 21H144ZM154 19V18H153ZM173 20H171V27L176 23V21H178L179 19H180V21H181V18H179L178 20H176V17L175 18H172ZM184 19V18H183ZM206 19V18H205ZM212 19V18H211ZM210 19V20H211ZM215 19V18H214ZM1 20V19H0ZM11 20V19H10ZM25 20H27V19H25ZM73 20H75V19H71V22H73ZM79 20V19H78ZM134 20H135V17H134ZM155 20V19H154ZM167 20V19H166ZM204 20V19H203ZM216 20H218L217 18H216ZM216 20H212V21H216ZM220 20V19H219ZM216 21L217 23L216 24H218V22H219V24H220V21ZM222 20V19H221ZM43 21H45V20H43ZM77 21V20H76ZM90 21V20H89ZM96 21V20H95ZM106 21H108L107 19H106ZM175 21V22H174ZM185 21H187V19L185 20ZM198 21H200V23H198ZM205 21V20H204ZM212 21H209V22H211L212 23ZM245 21V20H244ZM8 22H9V20H8ZM31 22V21H30ZM38 22V21H37ZM55 22V21H54ZM83 22V21H82ZM100 22V21H99ZM109 22V21H108ZM133 22V21H132ZM137 22V23H136ZM172 22H174L173 23V25H172ZM183 22V21H182ZM206 22H208V21H206ZM223 22H225L224 20H223ZM233 22V21H232ZM2 23V22H1ZM0 23V24H1ZM45 23V22H44ZM47 23V22H46ZM49 23V22H48ZM69 23V22H68ZM85 23V22H84ZM97 23V22H96ZM143 23V24H142ZM170 23V22H169ZM181 22H179V24H180ZM185 23V22H184ZM184 23H181V25H178V27L180 28V29H182V27H183V29H185L184 27H187V26H183V24ZM188 23H189V21H188ZM194 23V22H193ZM203 24H204V22H202ZM211 23H207V24H211ZM222 23V22H221ZM231 23V22H230ZM7 24V23H6ZM9 24V23H8ZM11 24V23H10ZM33 24V23H32ZM63 24V23H62ZM66 24V23H65ZM70 24V23H69ZM68 24V25H69ZM81 24V23H80ZM125 24V23H124ZM131 24V22L129 23V26H131L130 25ZM138 24H137V26H138ZM151 24H152V22H151ZM185 24H187V23H185ZM195 24V23H194ZM214 25L213 24V27L214 26H217V25ZM222 24H224V23H222ZM242 24H243V22H242ZM47 25V24H46ZM50 25H52L51 23H50ZM54 25V24H53ZM77 25H79L78 23H77ZM132 25H133V23H132ZM135 25H133V26H135ZM143 25V26H144ZM146 25V26H147ZM159 25V24H158ZM167 25H168V22H167ZM166 24H165V26H167ZM176 25H177V23H176ZM187 25H189V24H187ZM202 25V24H201ZM225 25V24H224ZM227 25V24H226ZM229 25V24H228ZM3 26V25H2ZM6 26V25H5ZM128 26V27H129ZM135 26L137 29H141L140 28V26ZM163 26L164 25H162V30H163ZM196 26H195V29H197L196 28ZM200 26V25H199ZM198 26V27H199ZM204 26V28H205V24L203 25ZM208 26H209V28H211V29H214V28H212V26L211 25H207V28H208ZM223 26V25H222ZM239 26V25H238ZM243 26V25H242ZM4 27V26H3ZM2 27V28H3ZM13 27H15V26H13ZM17 27V26H16ZM15 27V28H16ZM52 27V26H51ZM67 27V26H66ZM65 27V28H66ZM81 27H82V25H81ZM80 27V28H81ZM88 27V26H87ZM132 27V26H131ZM145 27V26H144ZM143 27V28H144ZM201 27V28H200ZM199 27V29H200V31H202L204 28L202 27V26H200ZM235 27V26H234ZM1 28V27H0ZM2 28H1V30H2ZM14 28V29H15ZM19 28V29H18ZM17 29H18V33H19V31H21L20 30V27H18ZM23 28V27H22ZM134 28V27H133ZM165 28H167V30H170V32H171V34H168V33H170V32H168L167 30H164V31H167L168 33H163V32H161L162 33V36L164 37V35L163 34H165V35H172V32H175V30H173L174 28H175V25H174V27H172L173 29H169L170 27H165ZM164 28V29H165ZM188 28V27H187ZM203 28V29H202ZM207 28H205V29H207ZM208 28V29H209ZM47 29H49V28H47L46 27V31H47ZM70 29H72L71 31L73 32V26H70ZM199 29H197V30H199ZM203 30L204 32L206 31V30ZM207 29V31L209 32V36H210V33L212 32V30L210 29V31ZM223 29V28H222ZM225 29V28H224ZM223 29V30H224ZM232 29V28H231ZM0 30V31H1ZM132 30V29H131ZM173 30V31H172ZM178 29H176V31H177ZM190 30H192V29H190ZM215 30V29H214ZM235 30V29H234ZM243 30V29H242ZM27 31V30H26ZM66 31V30H65ZM64 31V32H65ZM68 31V30H67ZM83 31V30H82ZM153 31V30H152ZM185 31V30H184ZM202 31V32H203ZM206 31V32H207ZM232 31V30H231ZM9 32L10 33H12V28L11 27H6V30H4L3 29V31H2V33H8L9 34ZM17 32H16V35H17ZM60 32V34H63V30H61V31H59ZM68 32H70V31H68ZM121 32V31H120ZM178 32V31H177ZM181 32H183L182 30L180 31L179 30V33L182 35L183 33H181ZM192 33V32H194L195 33V30L193 29V31H189V32H187V29H186V34L187 33ZM201 32V33H202ZM236 31H234V33H235ZM250 32V33H249ZM1 33V34H2ZM54 33V32H53ZM122 33V32H121ZM121 33H120V35H121ZM149 33V32H148ZM161 33H159V34H161ZM178 33V34H179ZM185 33V32H184ZM190 33V36L192 35V36H194L195 34L194 33H192L191 34ZM198 33H200L199 31H198ZM197 33V34H198ZM200 33V34H201ZM218 33V32H217ZM222 33H223V31H222ZM234 33L232 34V35H234ZM8 34L6 35V36H4V35H2V37H1V39L2 38H5V41L7 42V41H9L10 39L8 38L9 36H8ZM73 34H75V33H72V35ZM80 34V33H79ZM100 34H101V31H100ZM186 34H184V35H186ZM213 34V33H212ZM224 34V33H223ZM238 34V33H237ZM237 34H235V35H237ZM248 34V36L249 37H247L246 38V35ZM11 35V34H10ZM19 35H21L20 33H19ZM87 35V34H86ZM91 35V34H90ZM104 35V34H103ZM119 35V34H118ZM149 35V34H148ZM168 35L166 36L167 38L165 39V41L168 39ZM181 35H179L178 37H177V35L175 36V37H177L176 39H178L179 38V40H181L180 39V36ZM202 35V34H201ZM214 35V34H213ZM216 35V34H215ZM231 35V36H232ZM8 36V37H7ZM12 36V35H11ZM10 36V37H11ZM145 36H147V35H145ZM159 36V35H158ZM157 35H156V37H158ZM207 35H205L204 36V38L206 39L207 37H206ZM222 36H225V35H222ZM14 37V36H13ZM19 37V36H18ZM18 37H16L17 38V40H15V41H18ZM35 37V36H34ZM119 37V36H118ZM121 37V36H120ZM140 37H142V36H140ZM144 37V36H143ZM175 37H173V38H175ZM182 37H186V36H183L182 35ZM181 37V38H182ZM187 37H189V35L187 34ZM187 37H186V39H187ZM195 37V36H194ZM199 39H201V37H199V36H197ZM197 37H195V39L197 38ZM232 37H234V36H232ZM38 38V37H37ZM103 38V37H102ZM102 38H100V39H102ZM122 38V37H121ZM158 38H160V37H158ZM158 38H156L157 39V42L158 41H160V40H158ZM169 38H171L172 39V37H169ZM189 38H191V37H189ZM218 38V37H217ZM221 38V37H220ZM225 38V37H224ZM14 38H12V40H13ZM39 39H41V38H39ZM38 39V40H39ZM100 39H97V40H99L100 41ZM163 39V38H162ZM192 40H193V38H191ZM212 39V38H211ZM231 39V38H230ZM247 39V40H246ZM35 40V39H34ZM34 40H32V37H31V41H34ZM48 40V39H47ZM89 40H90V38H89ZM174 40V39H173ZM185 40V39H184ZM190 40V39H189ZM197 40V39H196ZM204 40V39H203ZM223 40V39H222ZM228 40V39H227ZM245 40H246V42H245ZM37 41V40H36ZM42 42H43V39L41 40ZM44 41H46L45 39H44ZM81 41H83V40H81ZM88 41V40H87ZM86 41V42H87ZM99 41H97V43L99 42ZM164 41V40H163ZM186 42H187V40H185ZM194 41V40H193ZM200 41V40H199ZM212 40H210V42H211ZM215 41V40H214ZM224 41V40H223ZM52 42V41H51ZM92 41H90V43H91ZM132 42V41H131ZM136 42H137V40H136ZM152 41H150V43H151ZM155 42V41H154ZM162 41H160V43H161ZM170 42V39H169V41L167 40V44L166 45H161L160 43L159 44H157V45H161V46H163L161 49H162V51H163V53H164V51H165V53H164V58L167 56V54L169 55V52H172L171 54H173V57H176L175 55H174V53H176V51L174 52V51H168V50H172V49H174V47L172 46V45H170L169 47H168V45L170 44L169 43ZM173 41H171V44H173L174 42H177V41H174L173 43H172ZM182 42H183V38H182ZM181 41H180V43L178 44V45H176V46H180L181 44L183 45V43H185V42H183L182 43ZM189 43H191L192 41L190 40V41H188ZM187 42V43H188ZM198 42V41H197ZM225 42V41H224ZM223 42V43H224ZM227 42V41H226ZM1 43V42H0ZM8 43V42H7ZM12 41H10V43H8V44H6V46L7 45H9V46H7L8 48L7 49H9V47L12 45ZM28 43H31V42H28ZM44 43V42H43ZM48 43H50V42H48ZM47 43V44H48ZM80 43V42H79ZM89 43V44H90ZM143 43V42H142ZM142 43H140V45H142L143 47L145 46V45H143ZM153 43V42H152ZM156 43V42H155ZM164 43H166V42H164ZM163 43V44H164ZM178 43V42H177ZM196 43V42H195ZM200 43V42H199ZM3 44H5V43H3ZM46 44V45H47ZM82 44V43H81ZM80 44V45H81ZM92 44V43H91ZM91 44H90V46H91ZM93 44H95L94 42H93ZM176 44V43H175ZM192 44V43H191ZM197 44V43H196ZM202 44V43H201ZM212 44V43H211ZM218 44H219V41H218ZM227 44H229V43H227ZM14 45V44H13ZM51 45V44H50ZM98 45V44H97ZM150 45V44H149ZM207 45V44H206ZM4 46L5 45H3V47L1 46L0 48V50H1V54L2 53H4V51L6 50L5 48H4ZM33 46H36V45H33ZM41 46H43V47H45L44 45H41ZM93 46V45H92ZM91 46V47H92ZM139 46V45H138ZM148 45H146L145 47H147ZM158 46V47H159ZM160 46V47H161ZM214 47L216 46L215 45V43H214V45H213ZM225 46H226V44H225ZM235 46H236V48H235ZM12 47V46H11ZM10 47V48H11ZM28 47V46H27ZM39 47H40V45H39ZM63 47V46H62ZM65 47V46H64ZM90 47V48H91ZM135 47V46H134ZM159 47V48H160ZM165 47V49L167 48V50H163V48ZM181 47V46H180ZM180 47H177V49H179ZM184 47H186V46H184ZM183 47V48H184ZM188 48H189V46H187ZM201 47H203V46H201ZM206 47V46H205ZM210 47H211V45H210ZM213 47V49H218L219 50V48H221L222 47V44H221V47L218 45V46H216L215 48ZM217 47H219V48H217ZM2 48H4L3 50H2ZM15 48V47H14ZM13 48V49H14ZM32 48V47H31ZM31 48L30 49H26L27 51H30L31 50ZM38 48V47H37ZM57 48H61L60 46L59 47H57ZM56 48V49H57ZM89 48V49H90ZM96 48V47H95ZM136 48V47H135ZM135 48H133L134 50H135ZM149 48H151V47H149ZM155 48V47H154ZM153 48V49H154ZM159 48H158V50H157V48L156 49H154V51L156 52V50L157 51H159ZM182 48V47H181ZM204 48V47H203ZM208 47H206V48H204V49H207ZM212 48V47H211ZM211 48H209V49H211ZM12 49V48H11ZM11 49H9V50H11ZM35 49V48H34ZM43 49V48H42ZM41 49V50H42ZM48 49V48H47ZM51 49V48H50ZM49 49V50H50ZM55 49V50H56ZM63 49H65V48H61V52H62V56H64V57H67V55L65 56V55H63V53L64 54H67V52L64 50L63 51ZM68 49V48H67ZM93 49H94V47H93ZM125 50L127 49L128 50V48H124ZM132 49V50H133ZM140 49H142V48H140ZM146 49V50H145ZM175 49H176V47H175ZM234 49H235V51H234ZM36 50V49H35ZM55 50H52V51H55ZM138 50V49H137ZM148 50H150L151 51V49H148ZM212 50V49H211ZM12 51V50H11ZM51 51V50H50ZM57 51H60V49L58 50L57 49ZM70 51V50H69ZM149 51V52H150ZM153 51V52H154ZM168 51V52H167ZM204 51V50H203ZM221 51V50H220ZM14 52V51H13ZM39 52V51H38ZM41 52V51H40ZM39 52V53H40ZM43 52H47V51H43ZM152 52V53H153ZM160 52V51H159ZM179 53L181 52V51H178ZM178 52H177V54H178ZM210 51L207 49V51L205 50V53L203 52V56L206 54V53H209ZM248 52H249V55L250 56H248ZM5 53H6V51H5ZM4 53V54H5ZM11 52H9V54H10ZM29 53V52H28ZM27 52H25V57H27L26 55L28 54ZM30 53H31V51H30ZM28 54L29 56L32 54V56H34V53L32 52L31 54ZM59 53V52H58ZM70 53V52H69ZM126 53V54H127ZM131 53V54H130ZM146 53V52H145ZM148 53V52H147ZM151 53V52H150ZM182 53H184V52H182ZM182 53L180 54V55H182ZM198 53V52H197ZM21 54V53H20ZM38 54V53H37ZM36 54V56L38 57V55ZM43 54V53H42ZM105 54V53H104ZM104 54L102 53V56L104 57ZM149 54V53H148ZM155 54H157V52L155 53ZM185 54V53H184ZM191 54H193V56H194V53H191ZM212 54V53H211ZM210 54V55H211ZM6 55V54H5ZM5 55L3 56V58H5ZM54 55H55V53H54ZM61 55V54H60ZM60 55H59V57H60ZM106 56H107V54H105ZM129 55H128V57L126 56V57H124V58H131V57H129ZM163 55V54H162ZM161 55V56H162ZM166 55V56H165ZM209 54H208V56H210ZM214 55V56H215ZM218 55V54H217ZM28 56V58H27V60H29V58L31 57H29ZM43 56H44V54H43ZM43 56H41L40 55V57L38 58V60H40L41 59V57H43ZM52 56H53V54H52ZM94 56V55H93ZM118 56V55H117ZM125 56V55H124ZM145 56V57H144ZM160 56V57H161ZM200 56H201V53H200ZM206 56V58H207V55H205ZM212 56V55H211ZM213 56V57H214ZM227 56V57H228ZM262 56V57H261ZM10 57H12V55L11 56H9L8 57V59L10 58ZM36 57V58H37ZM58 57V58H59ZM87 57V56H86ZM101 57V56H100ZM163 57V56H162ZM169 57V56H168ZM172 57V56H171ZM178 57V56H177ZM182 57V56H181ZM199 57V56H198ZM216 57V56H215ZM230 57V56H229ZM228 57V58H229ZM233 57V56H232ZM250 57H252V59H254V60H252V59H250ZM261 57V58H260ZM0 58H2L1 57V55H0ZM3 58L0 60V67L1 66H3L4 64V60H3ZM50 58V57H49ZM58 58L56 57L54 60H58ZM63 57H61V59H60V61H57V62H60L61 63V60L63 61V63L65 62V58H63ZM85 58V57H84ZM107 58V57H106ZM132 58V59H133ZM180 58V57H179ZM184 58V57H183ZM199 58H201V57H199ZM31 59H32V57H31ZM46 59H47V57H46ZM45 59V60H46ZM83 59V58H82ZM102 60H103V58H101ZM129 59L128 60H124V61H127L128 63H129ZM166 59V58H165ZM178 59V58H177ZM192 59H193V57H192ZM230 59V58H229ZM232 59V58H231ZM250 59V61H248ZM32 60H36L35 58H33ZM31 60V61H32ZM43 60V59H42ZM44 60V61H45ZM99 60H100V58H99ZM99 60H98V62H99ZM105 61H106V59H104ZM151 62L150 64H148V62ZM156 59H154V61H155ZM157 60H158V58H157ZM167 60H168V58H167ZM195 60H198V59H195L194 58V62H195ZM211 61L212 63H208V61ZM228 60V59H227ZM3 63H2V62ZM8 61V60H7ZM10 61V60H9ZM50 61V60H49ZM93 61V60H92ZM101 61V60H100ZM104 61V62H105ZM107 61H109L108 59H107ZM123 61V60H122ZM124 61H123V63H124ZM164 61V60H163ZM181 61V60H180ZM199 61V62H200ZM207 61V62H206ZM39 62V61H38ZM56 62V61H55ZM75 62V61H74ZM94 62H95V60H94ZM110 62H111V60H110ZM117 62V61H116ZM159 62V61H158ZM197 62V61H196ZM221 62V63H220ZM255 62L253 63V64H255ZM7 63V62H6ZM43 63V62H42ZM47 63V62H46ZM53 63V62H52ZM62 63V64H63ZM67 63V62H66ZM65 63V64H66ZM72 63V62H71ZM91 63H93V62H91ZM106 63V62H105ZM104 63V64H105ZM147 63V64H146ZM261 63H259V65L261 64ZM3 64V65H2ZM26 64H28L29 65V63H25L24 65L26 66ZM32 64V63H31ZM48 64L50 65L51 64V62L49 63L48 62ZM47 64V65H48ZM65 64H63V65H65ZM70 64V63H69ZM101 64V63H100ZM100 64L99 65H97V66H100ZM122 64V63H121ZM191 64V63H190ZM193 64V63H192ZM196 64V63H195ZM24 65H23V63H22V66H21V63H19V67L21 66L22 68H20L18 71H17V73L19 72V74H16V75H14L15 77H16V79H14L15 80V83H16V80L18 79L17 78V75H19L20 77H21V73H22V71L20 72V70L22 69V70H29V68H30V66L31 65H29L28 67L29 68H27V66H26V68H24ZM39 64H37V66H38ZM41 65V64H40ZM56 65V64H55ZM57 65H59V64H57ZM60 66L59 67V69H61V67H63L64 68V66ZM72 65V64H71ZM85 65V64H84ZM91 65V64H90ZM119 65H120V63H119ZM125 65H126V63H125ZM185 65V64H184ZM200 66L202 65V64H199ZM9 66V65H8ZM43 66V65H42ZM41 66V67H42ZM46 66V65H45ZM70 66V65H69ZM108 65H106V66H103V68H106ZM117 66H118V63H117ZM203 66V65H202ZM257 66V65H256ZM264 65H262V67H263ZM32 67V66H31ZM34 67V66H33ZM33 67H32V69H33ZM47 67V66H46ZM54 66L51 64V66H50V68H53ZM57 67V66H56ZM55 67V68H56ZM71 67V66H70ZM87 67V66H86ZM134 67V66H133ZM260 67V66H259ZM261 67V68H262ZM44 68V67H43ZM62 68V70H61V72L60 73H62L63 75H64V73H63V69ZM67 68V67H66ZM65 68V69H66ZM101 68V67H100ZM102 68V69H103ZM108 68V67H107ZM117 68H119V67H117ZM124 68V69H123ZM135 68V67H134ZM248 68H249V70H248ZM252 68V69H251ZM32 69H30V72L32 71ZM47 69H48V67H47ZM58 69V70H59ZM69 69H71V68H69ZM69 69H66V70H69ZM94 69V68H93ZM92 69V70H93ZM99 69V68H98ZM115 69H116V67H115ZM257 69H258V67L257 68H255V71L257 72ZM263 69H264V67H263ZM262 69V70H263ZM0 70H1V68H0ZM2 70H4V68H2ZM17 70V69H16ZM26 70V71H27ZM34 70V69H33ZM37 70H39V68L37 69ZM50 70V69H49ZM65 70V72H67ZM104 70V69H103ZM102 70V72H104V74L106 73L105 72V70L103 71ZM107 71L109 70V69H106ZM110 70H112V68L110 69ZM125 70V71H124ZM132 70V71H131ZM187 70V69H186ZM260 70V69H259ZM258 70V71H259ZM6 71V70H5ZM26 71H25V73H26ZM39 71H41L42 72V70H39ZM43 71H46V69H43ZM51 71V70H50ZM49 71V72H50ZM52 71H53V69H52ZM57 71V68L54 70V72H56ZM70 71V70H69ZM68 71V73H66V75H68L70 72ZM89 71H91V70H89ZM95 71V70H94ZM94 71H92V72H94ZM253 71H254V69H253ZM29 72V73H30ZM35 72V71H34ZM37 72V71H36ZM35 72V73H36ZM47 72V71H46ZM45 72V73H46ZM54 72H53V75H54ZM92 72H90L91 74H92ZM101 72V71H100ZM101 72V73H102ZM110 72V71H109ZM191 72H193V71H191ZM244 72H246V73H244ZM247 72H250V73H247ZM261 72V71H260ZM259 72V73H260ZM59 76V78L61 77L60 75H62V74H59L58 73V71L56 72ZM98 73V72H97ZM189 73H190V70H189ZM262 74L260 75V76H263L264 77V70H263V72H261ZM3 75H4V77L6 78L7 77V74H8V72L6 71V72H4V73H2ZM23 75H24V71H23V73H22ZM44 73L42 72V75H43ZM57 74H55V75H57ZM96 74V73H95ZM111 74V73H110ZM110 74H108L109 76H110ZM191 74V73H190ZM202 75V76H200L201 78V80H200V82H198L199 81V75ZM242 74H244V75H242ZM246 74V75H245ZM253 74H255V75H253V76H256V77H258V73L256 74L255 72H253ZM22 75V76H23ZM32 75H34L33 73H32ZM35 75H37V73L35 74ZM34 75V76H35ZM38 75H39V77H40V74L38 73ZM49 75H51V74H49ZM53 75H51L52 77H53V80H54V78H55V76H53ZM70 75V74H69ZM68 75V76H69ZM85 75V79H86V75H88V73L86 74H84ZM107 75V74H106ZM45 76H47V73L45 74ZM100 76V75H99ZM197 76V77H196ZM242 76V78H243V81L241 80L242 78H240ZM250 76V77H251ZM118 77V78H117ZM249 77V78H250ZM262 77V80L264 79ZM32 78V77H31ZM43 77H41V79H42ZM46 78V77H45ZM57 78V77H56ZM55 78V79H56ZM83 78V77H82ZM89 79L90 78H92V76L90 75V77H88ZM95 78V77H94ZM98 78V77H97ZM110 78V77H109ZM188 78V77H187ZM252 78V77H251ZM253 78H255V77H253ZM22 79V78H21ZM20 78H19V80H21ZM34 79V78H33ZM36 79V78H35ZM58 79V78H57ZM61 79V78H60ZM63 79V78H62ZM96 79V78H95ZM94 79V80H95ZM100 80H101V78H99ZM104 79H106V78H103V76H102V80L101 81H104ZM177 79V80H178ZM189 79H191L190 77H189ZM245 79H246V81H245ZM91 80V79H90ZM192 80V81H193ZM256 80H258L259 81V77H258V79H255V81L253 80V82H254V85H255V87L257 86V83L255 84V82H257ZM260 80H261V77H260ZM18 81V80H17ZM31 81V80H30ZM29 81V82H30ZM39 82L38 80L36 81V80H33V82ZM42 81H44V79L42 80ZM61 80H59V83L60 84H62L61 82H60ZM68 81V80H67ZM84 81V80H83ZM97 82L99 81L98 79L96 80ZM93 82V83H97V82ZM188 81V80H187ZM264 81V80H263ZM32 82V83H33ZM34 82V83H35ZM54 82H56V84L58 83L56 80H54ZM84 82H88V79L87 80H85ZM83 82V83H84ZM90 82V81H89ZM92 82V81H91ZM190 82H191V80H190ZM247 82H249V83H247ZM17 83H19V81L17 82ZM47 83H48V81H47ZM53 83V82H52ZM261 83H264V82H261ZM54 84V83H53ZM52 84V85H53ZM59 84V85H60ZM66 84V83H65ZM88 84V83H87ZM253 84V83H252ZM30 85H31V83H30ZM29 84H28V87L30 86ZM45 85V84H44ZM55 85V84H54ZM59 85L58 86H55V89H57V88H61V87H59ZM69 85V84H68ZM81 85H83V84H81ZM90 85H93V84H90ZM97 85V84H96ZM248 85L247 86H245V88L246 87H248ZM263 85V84H262ZM18 87L19 86H21L20 85V83L17 85ZM71 86H72V84H71ZM86 85H84L83 87H85ZM179 86V85H178ZM249 86V87H250ZM259 86V85H258ZM264 86V85H263ZM262 86V87H263ZM50 87V86H49ZM82 87V88H83ZM88 87L90 88V86H89V84H88ZM87 87V88H88ZM104 87V86H103ZM249 87L247 88V89H249ZM260 87V86H259ZM259 87L258 88H256L255 89V91L256 90H261V89H259ZM262 87H260V88H262ZM29 88H31V86L29 87ZM52 88H53V86H52ZM52 88H51V93H52V95L55 93V95L57 96V93H56V90L54 91V92H52L53 90H52ZM82 88H80V89H82ZM86 88V87H85ZM87 88H86V92H87ZM250 88H252V87H250ZM264 88V87H263ZM27 89V88H26ZM73 89V88H72ZM77 89V88H76ZM253 89H254V87H253ZM60 90V89H59ZM252 90V89H251ZM57 91H58V89H57ZM72 91V90H71ZM76 91V90H75ZM75 91H73L72 92V94L75 92ZM82 91V90H81ZM59 92V91H58ZM80 92V91H79ZM85 92V89H84V92L82 91V93L81 94H84V93H86ZM259 92V91H258ZM263 92H264V90H263ZM64 93V92H63ZM108 93H111L112 95H115L116 96V98H121V99H114L113 98V100H112V98H108L107 99V97H109L110 96V94H108ZM180 93V92H179ZM260 93L262 94V91H260ZM60 94V93H59ZM77 94H79L78 92H77ZM107 96V95H109V96H105V95ZM249 94V93H248ZM246 95V97H249V95ZM255 94V93H254ZM54 95V96H55ZM119 95H121L122 97H119ZM180 95V94H179ZM243 95V96H242ZM256 95V94H255ZM259 95V94H258ZM263 95H264V93H263ZM55 96V97H56ZM60 96V95H59ZM80 96V95H79ZM103 96H105V98L107 99H105V98H103L104 100H106V101H104L103 102V100H102V102L104 103V104H107L106 102H108V100L110 99L111 101H113V102H111V101H109L108 102V104H110V105H108V107L107 106H104V105H102V102H100V97L102 98ZM115 96H111V97H115ZM175 96H173L174 98H175ZM260 96V97H259ZM258 97L259 98H261L260 99V101L262 100V97L263 96H261V95H259ZM13 97L15 98L16 97V94L14 93L13 94ZM48 97V96H47ZM46 97V100L44 101V102H42L40 105H38V110H37V112H40V114L41 113H43V114H45V111L48 109V106H51V105H49L50 104V102H51V100L53 99L52 97L53 96H49L48 98ZM69 97H70V94H69ZM83 97V98H84ZM173 97H170V98H168V99H171V98H173ZM178 98H179V96H177ZM176 97V98H177ZM241 97H240V99H241ZM256 97V96H255ZM257 97V98H258ZM81 98V97H80ZM80 98H78L75 102H77L78 100L80 101V100H83L84 101V99L82 98V99H80ZM143 98V99H142ZM164 98H165V100H164ZM237 98V99H236ZM257 98H255V99H257ZM258 98V99H259ZM73 99V98H72ZM138 99L140 100V101H143L144 99H146V101L148 100V101H151L152 102V104L150 103V105H152V107H150V110L149 109H147V108H145V107H148L147 105L145 106V107H143V109H147V111L149 110V111H151V113H149V112H146L145 114L147 115V114H149V116L151 115L152 117L151 118H155V119H157L156 121L157 122H155V119H154V121H153V123H151V122H149L150 120L149 119H147L148 121H146V119H144V121H146V122H143V123H136L135 124V122H133L132 121V119L134 118V116L136 115V116H138L139 114H143L142 113V110L140 109V105L141 106H144L143 104H139V102L140 101H138ZM179 99V100H180ZM237 101H236V100ZM249 99H250V97H249ZM258 99H257V102H259L258 101ZM21 100V99H20ZM33 100H35V102L34 101H32L33 102V104L35 103V105H36V99H33ZM69 100V99H68ZM19 101V100H18ZM73 101V100H72ZM136 101L138 102L137 104H136ZM164 101V102H163ZM170 101V100H169ZM249 102L251 101V100H248ZM255 100H253L252 99V102H254ZM24 102V101H23ZM71 102V101H70ZM74 102V104L72 105V107L73 106H75L76 104H78V103H80V102H82V101H80V102H77V103H75ZM166 102H167V100H166ZM172 102V101H171ZM175 102V101H174ZM180 102V101H179ZM73 103V102H72ZM182 103V102H181ZM180 103V104H181ZM255 103H256V101H255ZM264 102H262L261 101V104H263ZM17 104H19V103H17ZM136 104V105H135ZM171 104V103H170ZM258 104V103H257ZM12 105H13V103H12ZM21 105L23 106V104L21 103ZM149 105V104H148ZM20 106V105H19ZM30 106H31V104H30ZM37 106V105H36ZM70 106H71V104H70ZM78 106V109H79V104L77 105ZM76 106V107H77ZM82 106V105H81ZM175 106V105H174ZM256 106V105H255ZM33 107H34V105H33ZM64 107V106H63ZM72 107H70V108H72ZM24 108H25V106H24ZM32 108V107H31ZM50 108V107H49ZM62 108V107H61ZM69 108V107H68ZM67 108V109H68ZM152 108V109H151ZM175 109H176V106L174 107ZM173 108V109H174ZM259 108V107H258ZM28 109V108H27ZM36 109V108H35ZM173 109H172V111H173ZM22 110V109H21ZM20 110V111H21ZM72 110H74V108L73 109H71L70 110V112L72 111ZM141 110V111H140ZM251 110H253L252 112H251ZM27 111V110H26ZM48 111V110H47ZM46 111V112H47ZM138 111H139V114H138ZM168 111V110H167ZM170 111V110H169ZM262 111H264V110H262ZM28 112V111H27ZM141 112V113H140ZM175 112V113H176ZM257 113L259 112L258 111V109H257V111H256ZM21 113H22V111H21ZM28 113H30V112H28ZM80 113V112H79ZM169 113V112H168ZM173 113V112H172ZM179 113V114H180ZM261 113H263V112H260V116L261 117H263V114H261ZM22 114H24V112L22 113ZM68 114L69 113H67V116H68ZM254 114V116H255V113H253ZM169 115V114H168ZM25 116V115H24ZM24 116H23V118H24ZM140 116V115H139ZM143 117H144V114L142 115ZM142 116H140V118H142ZM28 117H29V115H28ZM72 118H73V116H71ZM71 117H69L68 116V118H70L71 119ZM146 117V116H145ZM147 117H148V115H147ZM146 117V118H147ZM259 117V116H258ZM260 117V118H261ZM30 118V117H29ZM149 118V117H148ZM259 118V119H260ZM24 119H26V118H24ZM168 120L167 122L165 121V120ZM177 119V118H176ZM258 119V118H257ZM258 119V120H259ZM30 120V119H29ZM51 120V119H50ZM59 120H60V117H59ZM136 120H138L139 121V119H136ZM152 120V119H151ZM163 120H164V122H163ZM256 120V119H255ZM258 120H256L258 123L257 124H259V121ZM26 121V120H25ZM38 121V120H37ZM65 120H63V122H64ZM69 121V120H68ZM159 121V122H158ZM174 121V122H173ZM264 121V120H263ZM32 122V121H31ZM53 122V121H52ZM51 122V123H52ZM57 123H58V120L56 121ZM55 122V124H57ZM70 122V121H69ZM26 123V122H25ZM38 123V122H37ZM68 123V122H67ZM67 123H66V125L65 126H67ZM40 124V123H39ZM50 124V123H49ZM135 124V125H134ZM167 126H166V125ZM262 124H264V123H262ZM28 125V124H27ZM51 125V124H50ZM260 125H261V122H260ZM260 125H259V127H260ZM29 126V125H28ZM65 126H64V128H65ZM263 126V125H262ZM31 127H33V126H31ZM40 127H41V125H40ZM50 127V126H49ZM68 127V126H67ZM67 127H66V129H67ZM29 128H30V126H29ZM46 128V127H45ZM44 128V129H45ZM48 128V127H47ZM70 128V127H69ZM68 128V130L66 131L67 133L69 132H71L72 130L71 129H69ZM31 129V128H30ZM37 129V128H36ZM36 129H34V128H32V130H31V132H30V135H29V137H27L26 135L23 137V138H21L20 139V142L18 143V145H15V146H17V148H16V150L15 149H13L14 151H15V154L17 153V163L18 162H20V163H18V164H20V168L21 169H24V171H27L28 172V174H29V178L31 177L32 178V176L34 175V174H36L38 171H40V170H42L43 169V166H44V159H45V153H46V150H47V144H46V141H45V139H44V137L43 136H41L40 135V133H38V132H35L36 131ZM55 130V129H54ZM120 130V129H119ZM63 131H64V129H63ZM63 131H62V133H63ZM55 132V131H54ZM65 132V133H66ZM50 133L51 132H49V134H47V136L48 135H50ZM61 133V132H60ZM54 135H55V133H54ZM59 135V134H58ZM78 135V134H77ZM21 136V135H20ZM23 136V135H22ZM21 136V137H22ZM46 136V137H47ZM52 137H53V134H52ZM59 137V136H58ZM237 137V138H236ZM250 139V138H249ZM19 140V139H18ZM66 140V139H65ZM80 141V140H79ZM82 141V140H81ZM139 141V142H138ZM238 141V140H237ZM230 142V143H229ZM242 142V141H241ZM252 142V141H251ZM252 144V143H251ZM63 146V145H62ZM58 147V146H57ZM56 147V148H57ZM64 147H62V149H63ZM252 149H253V147H252ZM229 150V149H228ZM232 150V149H231ZM238 151V150H237ZM254 151V150H253ZM57 153V154H58ZM248 154H246V155H244V158H245V156H247V157H249V153H250V155H251V151H250V148H249V152H247ZM56 154V153H55ZM12 155L14 156V152L12 153ZM11 155V156H12ZM53 155H54V153H53ZM59 155V156H60ZM16 156V155H15ZM57 156V155H56ZM253 156V153H252V155H251V157ZM8 157V156H7ZM245 158V160L246 159H250V158ZM12 158V157H11ZM11 158H9V159H11ZM14 158V157H13ZM12 158V159H13ZM56 158V157H55ZM234 159L233 160H236L235 158H236V156L235 157H233ZM6 159V158H5ZM20 159V160H19ZM57 159V160H58ZM8 160V159H7ZM19 160V161H18ZM244 160V159H243ZM249 161V160H248ZM8 162V164L10 163L9 161H6L5 163H7ZM11 162H13L12 160H11ZM15 162V161H14ZM175 162H173V163H175ZM11 164V163H10ZM17 164V165H18ZM230 164V163H229ZM233 164V163H232ZM7 165V164H6ZM5 165V166H6ZM214 166V165H213ZM8 167H9V165H8ZM8 167H6L7 169H8ZM21 169H20V171L19 172H21ZM178 169H180V168H178ZM181 170V169H180ZM7 171V170H6ZM24 171L22 170V172L24 173ZM54 171V172H55ZM179 173H180V171H178ZM220 172V171H219ZM218 172V173H219ZM8 173V172H7ZM215 173V172H214ZM214 173H213V175H214ZM20 174V173H19ZM25 174V173H24ZM54 175L56 174V172L55 173H53ZM58 174H59V172H58ZM60 174H62V173H60ZM63 174H62V176H63ZM64 174V175H65ZM142 174V173H141ZM181 174V173H180ZM216 174V173H215ZM14 175V174H13ZM18 175V174H17ZM179 175V174H178ZM177 175V176H178ZM218 175V174H217ZM15 177V176H14ZM5 178V177H4ZM3 179V178H2ZM1 179V180H2ZM14 179V178H13ZM12 179V180H13ZM189 179H191V178H189ZM166 180V179H165ZM168 180V179H167ZM188 180V179H187ZM212 180V179H211ZM246 180V179H245ZM4 181V180H3ZM161 181H162V179H161ZM185 181V180H184ZM13 182V181H12ZM16 182V181H15ZM203 182V181H202ZM256 182V181H255ZM188 183V182H187ZM200 183V182H199ZM210 183V182H209ZM246 183H247V185H252V186H254L253 188H254V190L256 191V193H261L262 192V189L261 188H259V184H258V186L257 185H255L253 182H252V180H251V178H249L248 177V179H247V181H246ZM245 183V184H246ZM10 184V183H9ZM9 184H7V185H5L4 186V189H5V187L6 186H8ZM136 184H140V183H136ZM172 184V183H171ZM205 184H207V183H205ZM212 184H214V183H212ZM220 184V181L219 182H216V186H218ZM234 183L232 182L231 183V186H230V191H232L231 189H233V187H232V185H233ZM11 185V184H10ZM149 185H150V183H149ZM162 185V184H161ZM184 185V184H183ZM185 185H186V183H185ZM193 185V184H192ZM208 185V184H207ZM239 185V184H238ZM155 186V185H154ZM163 186V185H162ZM168 186V185H167ZM172 186H174L173 184H172ZM182 186V185H181ZM180 186V187H181ZM191 186V185H190ZM209 186H210V184H209ZM214 186V185H213ZM215 186V187H216ZM236 186V185H235ZM245 186V185H244ZM164 187V186H163ZM176 186H174L173 188H175ZM185 187V186H184ZM202 187H203V185H202ZM241 187V186H240ZM60 188V187H59ZM147 188V187H146ZM154 188V187H153ZM161 188V187H160ZM168 188H170V187H168ZM168 188H166L167 189V191H168ZM173 188H171V189H173ZM177 188V187H176ZM175 188V189H176ZM183 188V187H182ZM193 188V187H192ZM242 188V187H241ZM0 189H2V187L0 188ZM69 189V188H68ZM164 189V188H163ZM186 189V188H185ZM3 190V189H2ZM174 190V189H173ZM240 190V189H239ZM242 191H243V188L241 189ZM169 191H170V189H169ZM199 191V190H198ZM242 191H241V193H242ZM247 191L248 192H250L251 190L249 189V188H247L246 189V192L245 193H247ZM1 192V191H0ZM80 192V193H81ZM172 192V191H171ZM173 193V192H172ZM193 193H195L194 191H191L189 194L187 193V194H181V196L179 195V197L178 198H176V199H172V204H174V206H173V209L174 208H177L176 210H178L179 212L180 211H182L181 213L182 214H180L179 213V215H177L176 216V220L174 221L175 222V227H176V225L177 226H179L180 227V225H184V223H185V221H186V219H188L187 217H186V215L188 216V214L190 215L192 212H193V210H194V206L192 205V202H189L190 200H188V199H190L191 197V194H193ZM230 193V192H229ZM233 193V192H232ZM244 193V194H245ZM251 193V192H250ZM250 193L248 194L247 193V195H250ZM253 194H254V192H252ZM263 193V192H262ZM261 193V194H262ZM123 194V193H122ZM121 194V195H122ZM178 194V193H177ZM225 194V193H224ZM260 194V195H261ZM161 195V194H160ZM163 195V194H162ZM246 195V194H245ZM245 195H243L245 198L244 199H246V198H248V197H246ZM256 195V194H255ZM153 196V195H152ZM155 196V195H154ZM257 196V195H256ZM124 197V196H123ZM171 197V196H170ZM173 197V196H172ZM171 197V198H172ZM193 197V196H192ZM231 197H233V195H230V198ZM253 197V196H252ZM251 197V198H252ZM1 198V197H0ZM154 198V197H153ZM152 197H151V199H153ZM239 199H241V198H239ZM243 199V198H242ZM243 199V200H244ZM155 200V199H154ZM163 200H165V198L163 199ZM167 200H169V199H167ZM188 200V201H187ZM242 200V202H244ZM248 200V199H247ZM252 200V199H251ZM153 201V200H152ZM158 201H160V199L158 200ZM166 201V200H165ZM246 201V200H245ZM237 202L238 203H240L238 200H237ZM241 202V203H242ZM159 203V202H158ZM169 203V202H168ZM201 203V202H200ZM171 204V205H172ZM194 204V203H193ZM216 202H215V200L213 199V198H204L203 200H202V204H201V207H202V213H204L202 216H204L205 218H204V223H205V225L208 227V229H209V231H210V234H211V236L213 237V236H215L217 233H218V231H220V230H225L226 228H228V226L231 224L230 223V220H229V218H227V217H225L224 215H222L220 212H219V210H218V208H216ZM168 206H171L170 205V203L169 204H167ZM185 205H187V207H186V209H181L182 207H184ZM164 206V205H163ZM165 207V206H164ZM172 207V206H171ZM220 208V207H219ZM179 209H181V210H179ZM201 209V208H200ZM172 210V209H171ZM175 210V209H174ZM176 210H175V212L174 213H176ZM45 211V210H44ZM162 211V210H161ZM167 211V210H166ZM161 213V212H160ZM152 215V214H151ZM192 215V214H191ZM194 215V214H193ZM130 216H131V214H130ZM166 216H168V215H166ZM228 216V215H227ZM155 217V216H154ZM132 218V217H131ZM27 219H29V220H32L33 219V217L31 216H27ZM36 219V218H35ZM133 219V218H132ZM168 219V218H167ZM70 221V220H69ZM169 220H167V222H168ZM232 221V220H231ZM249 223V224H248ZM247 224H246V227H245V231L243 232L244 234L242 235V233H240L239 234V231H238V235L236 236L235 234H234V232L232 233V235L234 234L236 237H234V238H230V240H228L225 244H223V246H222V251H221V254H220V258H218L217 257V254H218V250L216 251V253L215 252H213L212 254H211V260H210V264H264V230H260V228L258 227L259 225H256V224H258V221H256V224H251L250 223V221L248 222ZM253 223V222H252ZM171 224V223H170ZM149 225V224H148ZM241 225V224H240ZM239 225V226H240ZM150 226V225H149ZM172 226V225H171ZM170 226V227H171ZM160 227V226H159ZM174 227V226H173ZM182 227V226H181ZM163 228V227H162ZM176 228H178V227H176ZM189 228V227H188ZM239 228V227H238ZM244 228V227H243ZM169 229V228H168ZM179 229V228H178ZM183 229H186V228H183ZM242 229V228H241ZM172 230H174V229H172ZM180 230V229H179ZM178 230V231H179ZM175 231V233H177L178 231L177 230H174ZM208 231V232H209ZM234 231V230H233ZM180 232V231H179ZM178 232V233H179ZM236 232V231H235ZM250 232H252V233H250ZM174 233V232H173ZM174 233V234H175ZM248 233L252 236V239L251 240H253V242L251 241H249L248 242V240L246 239V238H244V237H247V235H248ZM174 234H173V236H172V234H171V237L173 238L174 237ZM189 238L192 240V242H193V232L190 230L189 231ZM159 235V234H158ZM231 235V236H232ZM89 235H87V237H88ZM157 236V235H156ZM160 236V235H159ZM176 236V235H175ZM161 237V236H160ZM170 237V238H171ZM217 237V236H216ZM135 238V237H134ZM248 238V237H247ZM153 239V238H152ZM195 239V238H194ZM242 239L244 240V241H242ZM151 240V239H150ZM170 240V239H169ZM218 240V239H217ZM160 241H163V240H160ZM212 241V240H211ZM242 241V242H241ZM43 242V243H42ZM42 242H40V245L41 244H43V246H44V250L45 251H47V249H48V253H46V255L47 256H49L50 255V253H52L51 251L49 252V245H48V243L49 244H51V239H49V242L47 243L44 239H43V241ZM168 242V241H167ZM191 242V241H190ZM161 243V242H160ZM215 243V242H214ZM217 243V242H216ZM251 243H252V246H251ZM256 244V246H254L253 244ZM162 245H163V242H162ZM189 245H191V244H189ZM193 245V244H192ZM165 245H163V247H164ZM195 246V245H194ZM212 246H213V244H212ZM215 246V245H214ZM217 246V245H216ZM211 247V246H210ZM255 247V248H254ZM76 248L77 249H79V248H81L78 252H76ZM76 248H75V251L74 250H71V251H67V252H65L64 254H61L59 257H58V259H57V263L56 264H88L89 262H91V259H89V255H87V254H90V256H91V254L93 253V249H90V251H92V253H90V252H88V250H85V246L84 245H82V243H78V245L76 246ZM159 248H160V246H159ZM193 248V247H192ZM214 248V247H213ZM254 248V249H253ZM183 249V248H182ZM54 250V249H53ZM85 250V251H84ZM193 250V249H192ZM213 250V249H212ZM214 251V250H213ZM191 252V251H190ZM186 253H188L189 254V252H186ZM85 254L88 256V259L90 260H88V262L86 263L85 261L87 260L85 257H87V256H85ZM178 254H180V250H179V253ZM193 255H194V253H192ZM181 255V254H180ZM84 256V257H83ZM92 257V262H93V264H97V263H94V258H93V256H91ZM131 257V259H127V260H123V262H122V264H139V257L140 256H137V257H132V256H130ZM85 258V259H84ZM128 258V257H127ZM82 259V260H81ZM83 259L85 260V261H83ZM192 260V256H191V259H190V261ZM83 261V262H82ZM85 262V263H84ZM92 262H91V264H92ZM90 264V263H89ZM106 264V263H105ZM118 264H120V263H118ZM208 264V263H207Z\"/></svg>",
	"mask_w": 264,
	"mask_h": 264
}]
</instances>
